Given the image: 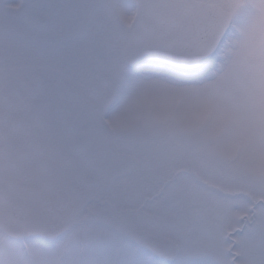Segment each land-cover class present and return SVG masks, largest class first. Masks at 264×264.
Wrapping results in <instances>:
<instances>
[{"label":"snow or ice","instance_id":"1","mask_svg":"<svg viewBox=\"0 0 264 264\" xmlns=\"http://www.w3.org/2000/svg\"><path fill=\"white\" fill-rule=\"evenodd\" d=\"M0 264H264V0H0Z\"/></svg>","mask_w":264,"mask_h":264}]
</instances>
